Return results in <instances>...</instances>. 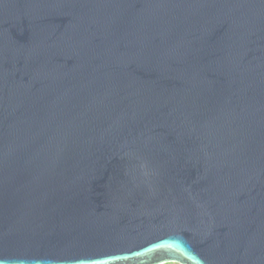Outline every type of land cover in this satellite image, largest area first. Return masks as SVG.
<instances>
[{
    "label": "water",
    "instance_id": "water-1",
    "mask_svg": "<svg viewBox=\"0 0 264 264\" xmlns=\"http://www.w3.org/2000/svg\"><path fill=\"white\" fill-rule=\"evenodd\" d=\"M264 264V0H0V264Z\"/></svg>",
    "mask_w": 264,
    "mask_h": 264
},
{
    "label": "rangeland",
    "instance_id": "rangeland-1",
    "mask_svg": "<svg viewBox=\"0 0 264 264\" xmlns=\"http://www.w3.org/2000/svg\"><path fill=\"white\" fill-rule=\"evenodd\" d=\"M166 264H178V263H175V262H169V263H166Z\"/></svg>",
    "mask_w": 264,
    "mask_h": 264
},
{
    "label": "trees",
    "instance_id": "trees-1",
    "mask_svg": "<svg viewBox=\"0 0 264 264\" xmlns=\"http://www.w3.org/2000/svg\"><path fill=\"white\" fill-rule=\"evenodd\" d=\"M166 264V263H165ZM179 264V263H178Z\"/></svg>",
    "mask_w": 264,
    "mask_h": 264
}]
</instances>
